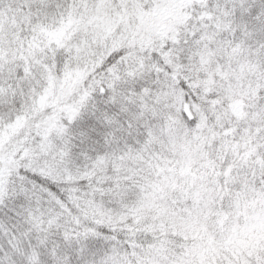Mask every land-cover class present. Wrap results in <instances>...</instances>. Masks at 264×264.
Wrapping results in <instances>:
<instances>
[{
    "label": "snow or ice",
    "instance_id": "6c2138e0",
    "mask_svg": "<svg viewBox=\"0 0 264 264\" xmlns=\"http://www.w3.org/2000/svg\"><path fill=\"white\" fill-rule=\"evenodd\" d=\"M0 264H264V0H0Z\"/></svg>",
    "mask_w": 264,
    "mask_h": 264
}]
</instances>
